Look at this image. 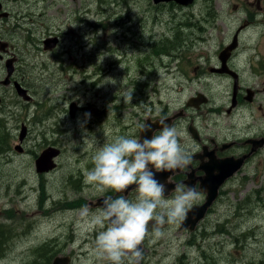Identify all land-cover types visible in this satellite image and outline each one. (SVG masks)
Instances as JSON below:
<instances>
[{
    "label": "rangeland",
    "instance_id": "rangeland-1",
    "mask_svg": "<svg viewBox=\"0 0 264 264\" xmlns=\"http://www.w3.org/2000/svg\"><path fill=\"white\" fill-rule=\"evenodd\" d=\"M3 2L11 14L7 18L8 11H0V43L15 46L13 78L33 100L25 102L12 85L0 84V124L11 133L12 148L10 155L0 154V225L11 234L3 237L0 264L46 262L39 252L44 248L48 255H71L72 264H102L94 255L98 229L91 224L101 209L89 203L111 190L100 194L85 183L92 156L138 120L134 113L147 115L164 105L176 110L198 91L209 96V106H225L230 79L208 68L219 61L220 45L248 18L246 10L255 14L257 26L242 31L239 51L264 58V0H195L189 6L153 0ZM211 10L220 15L216 25L207 21ZM56 36L57 48L46 50L44 40ZM178 36L183 39L171 53L157 49L161 41ZM243 68L248 84L250 73ZM5 75L3 60L0 79ZM126 89H133L128 104L121 97ZM73 102L78 106L74 116ZM22 122L30 123L32 133L19 150ZM48 139L61 153L57 171L44 181L37 176L35 159L49 146ZM25 148L36 151L24 153ZM261 159L259 168L256 162L245 169L244 186L229 188L227 199L214 206L218 214L200 223L205 229L194 238L197 247L188 251L193 236L180 225L162 227L158 241L147 243L146 264H179L184 252L188 264H264V200L258 199L264 196V154ZM43 189L49 195L40 201Z\"/></svg>",
    "mask_w": 264,
    "mask_h": 264
},
{
    "label": "flooded vegetation",
    "instance_id": "flooded-vegetation-1",
    "mask_svg": "<svg viewBox=\"0 0 264 264\" xmlns=\"http://www.w3.org/2000/svg\"><path fill=\"white\" fill-rule=\"evenodd\" d=\"M0 2L2 3V9H0V11H8L9 16L7 18H9L11 9L5 2H3V0H0ZM233 8L235 11L240 9L237 4H235ZM244 9L246 10L247 8ZM246 11L249 15L248 18L241 21L228 41L223 42L220 45L218 53L219 61H217V64L211 65L208 68L212 74L224 76L230 79L232 87L230 88L227 96V104L225 106H209L211 99L207 95L208 102L198 107L188 106L187 102L192 96L176 110H170L169 106L164 105L159 111H154L153 107L151 109V111L154 112L153 114H151L152 112L150 111L147 115L143 116L141 114L134 113L138 120L136 122H131L128 125L126 124V131L122 135L127 138L139 139L142 134L140 131L141 125L145 123H155V121L161 118H165L167 124L178 130L180 133V142L182 146L190 150L192 154V161L187 169L161 173V176H163V174H167L164 182H162L166 186L165 198L170 199L175 195L174 189L178 184L194 187L200 193L199 201L193 206L197 208L205 203L208 195V190L203 185L204 179L209 187L211 186V184L207 182L209 176L214 177V180L212 179L211 182L212 184L220 182L221 179L223 180L218 187L216 198L208 207L204 217L196 224L194 229L191 231L189 228L182 229L188 231L190 236H193L187 241L189 246L192 245V247H189L188 249L189 252L198 246V243L194 239L198 235V231L200 229H203L204 231L205 229V225H201L200 223L205 220L208 221L205 218L211 215L216 216V214H218L219 210L215 209L214 206L221 204V202H224L227 199L229 188L234 186L243 187L246 182L245 180L247 179V172L245 169L248 166H252V164L256 162L257 163L254 165V168L257 169L262 165L261 156L264 154V58H262V56H260V58L254 56L248 57L247 49L239 51V48L241 47L242 31L244 29L247 30L248 27L257 26L255 14L251 13L249 10ZM219 19L220 15L217 11L215 12L214 10H211L210 19L207 21L212 25H216ZM2 32L3 35L0 34V41L4 37V31ZM6 42L10 45V55L16 56L17 52L15 51V46H13L12 42ZM231 45H234V47ZM222 51H225L224 54L227 58L225 62H223L220 58ZM243 65L248 67V71L250 73L248 74V77L251 81L248 84L243 83V76L246 72ZM257 77H262V79H258ZM235 86H237V88H235ZM199 92L201 91L196 92L194 96H196ZM142 114H144V112H142ZM220 117L223 119H219ZM168 118H170V120H168ZM23 125H26L27 135H31L32 127L30 123L27 124L22 122L20 127L22 128ZM159 131L160 128H157L151 135L159 134ZM48 141L50 143L48 145L53 147L51 145H53L54 140L48 139ZM25 142L26 139L24 138L22 144ZM7 151L8 150L5 149L0 152V154H6ZM11 151L12 148L9 151V155ZM35 151L36 150L34 149L30 151L25 148L24 153H34ZM36 155L38 156V154ZM240 161L242 162L240 167L230 173L227 177L223 178L225 173L231 169L233 170V168H235ZM55 171H57V169L48 173H38L39 175L37 176L40 180L45 181L48 180V176L55 173ZM157 176L159 177V175ZM42 187H44L43 184L40 185V188ZM47 195L49 194L47 193ZM47 195L44 199L47 198ZM136 195V189L130 186L126 192L116 193L114 191H110L106 193V195H100L98 198L104 199L105 197L116 198L124 196L129 200H134ZM40 197L41 196L39 195V198ZM98 198H96L95 201H90L89 204L93 208L102 210V204L94 205L96 204V200H98ZM64 201H67V199ZM182 222L178 224L180 225V230ZM176 225L165 224L163 227ZM4 228L7 233L6 228L8 227L4 226ZM32 229H35V227ZM31 230L29 232H31ZM152 240L158 241V238L152 236L150 231L149 235L145 238L142 244L143 259L141 264H146L145 257H147V253L145 254V252L149 251L147 248L150 247H147V243ZM85 247L86 246L82 245V249H85ZM182 254L183 259H180L179 264H188L184 261V259L187 258V252ZM35 264L41 263L36 261Z\"/></svg>",
    "mask_w": 264,
    "mask_h": 264
},
{
    "label": "clouds",
    "instance_id": "clouds-1",
    "mask_svg": "<svg viewBox=\"0 0 264 264\" xmlns=\"http://www.w3.org/2000/svg\"><path fill=\"white\" fill-rule=\"evenodd\" d=\"M105 82L114 84L115 80ZM132 91L126 89L122 94L125 104L131 103ZM155 122L160 131L151 138L119 136L104 144L92 156L93 167L85 173V183L97 193H122L133 185L137 193L134 200L105 197L102 210L91 216L92 226L98 229L94 255L102 264H141V245L149 235L150 223L151 234L159 238L165 224L182 222L200 199L194 187L181 184L176 185L172 198H165L166 186L156 175L187 169L192 154L182 146L178 130L165 118ZM140 131H152V125L145 123ZM84 215H89L87 210Z\"/></svg>",
    "mask_w": 264,
    "mask_h": 264
},
{
    "label": "water",
    "instance_id": "water-1",
    "mask_svg": "<svg viewBox=\"0 0 264 264\" xmlns=\"http://www.w3.org/2000/svg\"><path fill=\"white\" fill-rule=\"evenodd\" d=\"M153 1H154V3L174 1L180 5L187 6V5H190L191 3H193L194 0H153ZM58 41H59V38L57 36L54 38H49L47 40H44L45 49L54 48L57 45ZM5 46H6V43H4V42L0 43V50L3 51L5 49ZM231 46L234 47V45H231ZM224 52L225 51H222L220 54V58L223 62H225V60L227 59ZM6 67L8 70V75L6 76V78L4 80L1 81V83L3 85H9L11 82L10 76L14 72V64H13L12 59H10L6 62ZM14 87H15L18 95H20L22 98H24L27 101L30 100L31 96L28 95L27 90L24 89V87L18 81L14 82ZM235 88H237V86H235ZM0 101H1V99H0ZM207 102H208V97L206 96V94H204L203 92H199L196 96H192L189 99V101L187 102V104H188V106L198 107V106L205 104ZM76 106L77 105L74 102L70 105V113L72 116L75 115V109L77 108ZM168 120H170V118H168ZM150 124L152 125V131H149L147 133H142L141 134L142 139L145 136L150 138L152 132L155 129L160 128L158 122L150 123ZM25 136H26V127L23 126L22 131L20 132V135H19V139L21 142L24 140ZM20 147L21 146L18 145L16 147V149L20 150ZM60 152H61L60 149L57 147L45 148L40 153V155L36 158L35 165H36L37 172L44 173V172H49V171L53 170L57 165L54 158L57 157L60 154ZM241 163L242 162L240 161L237 164V166H235V168H233V170L231 169L230 171L226 172L225 175L223 176V178L227 177L234 170L238 169V167H240ZM157 175H159V177ZM157 175H156V178L161 183L164 182L165 177H167V174H163L164 177L161 176V173H158ZM208 178L209 179L207 180V182H209L211 184L210 187L207 186L205 179L203 181V185L208 190V195H207V199H206L205 203L202 206H199L197 208L193 207L192 210L188 212V217L183 220L182 225H181V229L189 228L190 230H193L194 227L196 226V224L204 217L208 207L211 205V203L216 198L217 192H218V187L223 180L221 179L220 182H216V183L212 184L211 182H212V179L214 177L209 176ZM132 188H135V185H133ZM102 202H103V198H98V200H96V204H94V205H101V204L103 205ZM141 248H142V245H141ZM69 263H70V257L69 256H65V257L57 256L53 259V261L50 264H69Z\"/></svg>",
    "mask_w": 264,
    "mask_h": 264
},
{
    "label": "trees",
    "instance_id": "trees-1",
    "mask_svg": "<svg viewBox=\"0 0 264 264\" xmlns=\"http://www.w3.org/2000/svg\"><path fill=\"white\" fill-rule=\"evenodd\" d=\"M183 38L180 37V40H179V36L176 37L175 39H169V38H166L165 40L161 41L158 45H157V49L161 52V53H171V49L172 48H177L178 45L181 43V40ZM4 122V120L2 118H0V123ZM10 141H11V134L10 132L8 131V128L7 127H2L1 124H0V152L4 151L5 149L8 150V152L11 150V146H10ZM42 195L40 197V201H42L45 197H46V190H42ZM259 202L261 200H264V196L261 198L259 197ZM224 227V225H223ZM7 229V233H6V230L4 228V225H0V254L3 253V248H4V244H5V237H10V230L9 228H6ZM222 229V228H221ZM216 231V230H214ZM6 233V235H5ZM222 233V231H217L216 234H220ZM10 234V235H9ZM41 250V249H40ZM39 252H41L40 254L44 253L43 255L46 256V262H41V264H49L53 258L58 254V252H55L54 254H47L46 251H49L48 249H45V250H41Z\"/></svg>",
    "mask_w": 264,
    "mask_h": 264
},
{
    "label": "bare ground",
    "instance_id": "bare-ground-1",
    "mask_svg": "<svg viewBox=\"0 0 264 264\" xmlns=\"http://www.w3.org/2000/svg\"><path fill=\"white\" fill-rule=\"evenodd\" d=\"M183 42V41H182ZM50 147V146H49ZM48 148V147H47ZM11 163V162H10Z\"/></svg>",
    "mask_w": 264,
    "mask_h": 264
}]
</instances>
